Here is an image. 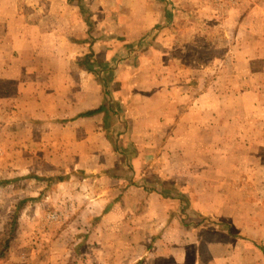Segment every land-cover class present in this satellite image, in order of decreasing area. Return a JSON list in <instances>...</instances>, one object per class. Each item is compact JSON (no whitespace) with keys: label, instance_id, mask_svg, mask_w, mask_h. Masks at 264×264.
I'll use <instances>...</instances> for the list:
<instances>
[{"label":"crops","instance_id":"obj_1","mask_svg":"<svg viewBox=\"0 0 264 264\" xmlns=\"http://www.w3.org/2000/svg\"><path fill=\"white\" fill-rule=\"evenodd\" d=\"M254 4L241 9L240 15L246 17L252 10L259 12L261 7ZM173 11L171 0H122L120 3L115 0H0V139L4 136L3 140L12 142L11 145L6 143L7 149L22 148L26 143L24 139H28L32 150L46 153L55 150L64 159L66 155L93 157L96 164V157L102 156L104 148L111 151L114 141L119 142L120 136H124L132 146L121 148L116 154L124 155V151H128L126 156H142L141 171L146 174L138 169L137 176L145 178L144 183L180 189L187 200L182 206L191 203L195 212L199 211L193 206L198 198L200 205L214 204L213 210L201 206L208 221L212 222L213 215L218 213L217 218L223 216L229 220L228 234L251 236L252 225L248 221L252 210L247 205L257 197L251 198L244 189L251 185L250 181L241 180L240 176L232 181L234 172L241 175L247 168H256L248 151H222V156L228 159L243 152L242 157L249 156L248 161L242 159L244 165L234 162L235 165L227 169L233 173L227 177L230 186L239 188L235 197H216L217 200L212 201L194 191L198 184L195 181L200 180L203 186L202 175L215 170L212 157L221 153L208 151V145L206 151H202L205 144L200 140V135H204L200 125L204 124L206 140L209 124L213 137V99L218 89L214 83L206 84L185 107L182 92L178 96L174 93L178 86H173L171 80L180 70L164 67L163 62L176 40L172 30ZM233 14L229 15L230 23L225 29L231 28L235 33L240 49L236 51L237 59L260 58L257 49L247 48V36L254 34L257 23L240 16L234 21ZM237 75L240 78L242 74L237 72ZM94 109L100 111L84 115L85 111ZM52 133L56 135L54 138ZM142 146L148 147V152L139 153ZM78 161L80 163L75 162V167L68 170H96L91 164L92 167H87L88 163ZM133 180L131 183L135 185ZM137 187L146 191L144 184ZM3 188L0 187V192ZM154 194L156 190L150 189L149 199L156 197ZM110 196L111 193L98 187L89 204L93 209H88L96 217L99 207L112 203L110 208L113 209L116 199ZM176 199L180 203V199ZM157 200L162 211L160 215L155 214V218L166 221L171 211H167L162 198ZM260 203L263 204L262 199ZM221 204L218 211L215 206ZM180 210L187 213L191 208L183 210L180 206ZM150 212L143 211L136 219L151 218ZM102 213L101 220L118 218L112 210ZM122 216L129 218L128 213ZM131 218L134 222V214ZM180 227L183 234H194L192 241L179 246L182 249L178 253L182 255H166L162 245L148 244L138 258L128 256L120 260L118 250L103 239L107 230L96 225L94 233L101 239L85 247L93 248L100 258L85 259L82 264H264L263 258L241 260L246 244L239 249L238 244L232 245L225 239H208L203 245L205 238L198 239L200 235L196 233L197 228L194 230L195 226L190 228L191 232L184 230L183 225ZM130 230L134 231L135 227ZM150 230L152 232L143 231L142 235L164 233L157 228ZM260 247L264 254V248ZM192 249H195V257L188 259ZM203 253L210 256L209 262L200 259ZM81 262L82 259H78L77 264ZM0 264H24V261L11 246ZM29 264L54 262L47 255Z\"/></svg>","mask_w":264,"mask_h":264},{"label":"rangeland","instance_id":"obj_2","mask_svg":"<svg viewBox=\"0 0 264 264\" xmlns=\"http://www.w3.org/2000/svg\"><path fill=\"white\" fill-rule=\"evenodd\" d=\"M121 1L115 0L118 3ZM171 1L174 7L172 14H175L172 15L174 21L172 30L176 33V40L175 45L169 48L171 53L163 62H165L164 67L180 70L171 80L173 86H178L174 89V93L178 96L179 92H182L185 107L206 84L214 83L218 89L213 99L215 101V111L212 112V118L215 119L213 137L209 124L206 140L204 124L200 125L203 126L200 131L204 133L203 136L200 135V140L205 144L202 151H206L208 145V151H221V153L212 157L211 163L213 162L215 170L210 169L202 175L204 189L199 184L200 180H197L195 182L198 184L194 191L212 201L217 200L216 197H235L239 188L230 186L227 177H231L233 173H229L227 169L235 164L244 165V161H248L249 156L242 157V155L248 151L250 161L256 165V168H247L241 175L240 172L239 174L234 172L235 179L233 178L232 181H236L239 176L241 180L250 181L251 185L244 189L251 198L257 197L247 205L252 210L248 221L250 226L252 225L251 236L228 234L229 220L223 216L217 218L218 213L213 215L212 222L208 221L209 217L201 212V206L213 210L214 204L200 205L198 198L193 206L199 211L195 212L191 203L186 202L182 206L184 200H187L183 198L182 195L185 193L180 189L169 185L163 188L154 186L151 182L144 183L145 178L137 176L138 169L141 174H146L141 171L142 156L135 154L126 156L128 151H124L125 156L116 154L121 148L127 149L132 146V142L124 136H120L119 142L114 141L111 151L104 148L102 156L96 157V164L93 157L66 155L64 159V156L55 150L48 153L40 149V151L32 150L30 143H27L28 139H24L26 143L22 148L7 149L6 143L11 145L12 142L9 144L3 140V136L0 139V179H8L10 182L3 186L5 188L0 192V229H7L12 214H17L10 247H13L24 264L32 263L37 257L42 258L47 255L54 264H77L78 259L80 261L82 259L80 263L82 264L85 259L100 258L93 248L85 247L88 243L97 244L100 241V235L94 233L96 225L107 230L103 239H106L113 249L118 250L117 256L120 260L128 256L138 258L140 251L148 244L162 245L166 255H182L178 253V250L182 249L179 246L192 241L194 234H183L180 225H183L184 230L188 232H191L190 228L195 226L194 230L196 231L197 228L198 235L202 233L203 228L205 239L202 240V244L208 239L216 241L225 239L232 245L238 244L239 249H243L246 244L247 248L244 252L246 256L243 255L241 260L264 259L260 247L261 245L264 248V0ZM255 2L261 7L259 12L252 10L248 15L246 12V17L240 15L241 9H245L250 4L253 6ZM232 13H234V21L240 16L245 21L257 23L254 26L257 28L253 29L254 34L247 36L249 42L247 48L257 49L260 58L237 59L236 51L239 45L234 38L235 33L231 28L225 29L230 23L228 17ZM237 72L242 74L240 78ZM2 115L4 119V113ZM55 136L54 133L51 134L52 138ZM152 145H155L154 142ZM147 149L142 146L139 153L148 152ZM222 151L244 152L234 159H228L222 156ZM78 160L81 164L88 163L87 167L93 166L96 170L85 171L81 168L68 170L69 167H75L77 164L75 162H79ZM16 177L19 180L14 182L13 179ZM132 180L136 186L131 183ZM138 184H144L147 192L137 187ZM98 187L103 192L111 193L110 197H115L116 205L113 209L110 208L112 203L106 207H99L95 211L99 213L96 217V214L89 210L93 209L89 204L93 201L94 190L98 191ZM150 189L156 190L154 194L156 197L151 196L149 199ZM158 197L164 200L167 211H171L166 221L159 217L155 218V214L160 215L159 211H162L158 207L160 204ZM176 198L180 199V203ZM261 199L263 204L260 203ZM180 206L183 210L190 208L191 210L181 213ZM220 206L222 207V204L215 206L218 211L221 210ZM111 210L118 214V218L101 220L102 212ZM147 210H151V218L136 219L137 215ZM124 213L129 214L128 219L122 216ZM132 214H134V222L131 218ZM130 227H135V230L131 231ZM154 228L161 229L164 233L160 236L142 235L143 231L152 232L150 229ZM17 248H20V251ZM194 257L195 249H192L188 253V259ZM200 259L209 262L210 256H205L203 253ZM29 260L32 261L27 263Z\"/></svg>","mask_w":264,"mask_h":264},{"label":"trees","instance_id":"obj_3","mask_svg":"<svg viewBox=\"0 0 264 264\" xmlns=\"http://www.w3.org/2000/svg\"><path fill=\"white\" fill-rule=\"evenodd\" d=\"M97 111H100V109L85 111L84 115H90V114H93L94 112H97ZM13 180H14V182H17L19 179H17V177H16ZM8 182H10V180L0 179V187L5 186ZM16 221H17V214L14 213V214H12V219L10 220V223H8V228L7 229H0V259L6 255L8 249L10 247L12 236H13V233L15 230V222ZM198 239L199 240L203 239V228H202V233L200 234Z\"/></svg>","mask_w":264,"mask_h":264}]
</instances>
